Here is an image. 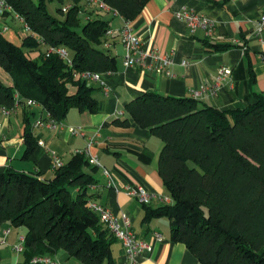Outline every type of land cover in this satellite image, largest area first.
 <instances>
[{"label":"trees","instance_id":"trees-1","mask_svg":"<svg viewBox=\"0 0 264 264\" xmlns=\"http://www.w3.org/2000/svg\"><path fill=\"white\" fill-rule=\"evenodd\" d=\"M1 1L39 39L29 36L17 46L0 33V68L13 81L11 86L0 81V108H13L19 95L22 102L36 101L57 122L72 108L99 113L95 88L76 77L117 71V58L102 49L110 20L97 11L100 15L82 22L83 0H57L64 18L49 13L46 3L54 0ZM104 1L132 22L151 0ZM41 43L65 48L72 64L57 53L33 59L30 52ZM206 47L213 52L231 48L208 42ZM71 85L78 89L74 95ZM125 110L163 144L158 171L172 204L143 205V221L168 218L171 241L185 244L199 264H264V95L244 109L222 111L192 98L144 92ZM24 141L28 158L37 145L29 118ZM98 172L86 156L75 154L50 179L0 173V228L26 229L25 261L18 264L61 251L81 264H116L112 246L117 240L89 206L92 190L99 187Z\"/></svg>","mask_w":264,"mask_h":264},{"label":"crops","instance_id":"crops-1","mask_svg":"<svg viewBox=\"0 0 264 264\" xmlns=\"http://www.w3.org/2000/svg\"><path fill=\"white\" fill-rule=\"evenodd\" d=\"M183 9L193 10L214 21V36L206 38L202 32L191 33L187 25L176 17ZM263 13L264 0H151L131 24L146 48L172 56L171 76L156 75L140 67L126 68L125 51L119 36L125 19L102 14L110 20L114 31V35L108 37L104 49L117 58L118 68L116 72L101 75L109 88L108 95L99 83L87 80V84L95 88L93 96L100 103V112L91 114L72 108L58 122V129L35 128L33 125L37 120L46 119V112L41 105L27 106L17 95L21 105L13 113L4 114L0 111V173L12 170L35 173L42 179H50L55 172L52 152L65 164L75 154L85 152L90 139L94 138L89 152L91 157L97 158L100 168L96 175L99 187L92 190L93 202L108 209L116 217L126 213L131 218L132 229L139 240L151 246L150 251L141 253L139 263L199 264L185 244L171 241L170 223L164 221L165 217L144 222L143 205L127 194L128 187L142 186L159 197H169L158 171L162 141L150 130L141 128L127 115L125 108L144 92L191 98L192 92L201 86L216 90V94L208 92L200 102L219 110L244 109L252 104L256 96L264 95V33L259 35L256 31ZM0 33L17 46H21L23 40L29 37L23 24L10 13L0 17ZM34 38L39 39L35 35ZM207 42L229 45L231 48L213 52L207 49ZM46 53H50V49L41 43L31 55L39 57ZM221 68H229L232 74L219 82ZM76 79L83 78L78 75ZM0 81L8 86L13 83L9 73L1 68ZM77 91L75 85L70 86L71 95ZM27 118L37 145L33 154L24 158ZM125 120H128L127 125L119 123ZM70 128L83 130L84 136L71 134ZM104 170L110 173L113 187H108L109 180ZM162 205L165 204L159 200L150 204L152 208ZM9 227L5 224L0 228V237L2 231ZM14 230L19 231L17 240L9 243L8 239L7 245H0L1 264L10 257L9 253L4 254L3 251L11 249L16 253L13 247L26 234L24 228ZM155 234L161 238L157 239ZM112 252L116 264H127V256L120 242L113 244ZM17 256L7 264L25 261L24 254H21V258Z\"/></svg>","mask_w":264,"mask_h":264},{"label":"built area","instance_id":"built-area-1","mask_svg":"<svg viewBox=\"0 0 264 264\" xmlns=\"http://www.w3.org/2000/svg\"><path fill=\"white\" fill-rule=\"evenodd\" d=\"M83 2L95 6L101 13L108 15L112 18L121 17L120 13L115 9L111 8L108 4H106L104 0H83ZM69 8L70 5L65 6L63 8V12L66 13ZM6 13L13 14L14 17L23 24L25 32L29 36H34L33 32L26 25L23 18L16 14L11 6H9L4 1L0 0V17L5 16ZM176 17L187 25L191 33L202 32L204 33L206 38H212L214 36V33L216 31V23L210 20L208 17L199 15L195 11L189 9H183L182 11L178 12ZM256 31L259 35L264 33V13L258 21ZM113 35L114 31L110 29L107 31L106 37H111ZM119 36L121 38V42L125 51L124 66L126 68L140 67L145 71H152L156 75H172V56L163 55L157 50L146 48L143 39L136 34L130 21L125 20L123 27L119 31ZM50 53H57L68 64H72L70 55L65 48L50 49ZM183 64L186 65L187 62L184 61ZM231 74L232 71L229 68H221L219 70L218 81L221 82L225 80L227 77L231 76ZM82 78L99 83L102 89L104 90L105 94H109V88L104 83L100 74L85 73L82 75ZM208 92H210L211 95L216 94V90L210 89L206 86H201L199 89L194 90L192 92L191 98L200 101L203 96ZM24 104L29 107L39 105L36 101L30 99L24 101ZM20 105L21 102L17 101L16 105L13 108H0V111L4 114H10L13 113L16 108ZM33 126L35 128L48 127L52 130H56L59 128L60 124L54 119H52V117L48 113H46V119L44 120L42 118L37 120ZM70 133L73 135L84 136V132L81 129L70 128ZM94 141V138L90 139L87 150L80 154L86 156L92 165L100 168V164L97 158L91 157L89 152V148L93 145ZM51 156L53 159L54 170L63 167L64 163L56 153L52 152ZM104 174L109 180L107 184L108 187H113L114 182L110 173L104 170ZM127 194L135 198L141 205H150L155 200H159L165 205L172 204V200L170 197H159L156 194L147 191L142 186L128 187ZM89 206L94 212L99 215L101 222L112 233L116 240L122 244L127 256V264H141L139 263L138 258L140 257L142 252L150 251L151 246L146 242L139 240V238L132 229L131 218L126 213H122L119 217H116L108 209L102 207L101 205L93 201L89 204ZM11 234V228L4 229L2 231V237H0V245H7L8 239ZM155 236L157 239L161 238L159 234H155ZM25 242V236H21L19 238V242L13 247L14 251L17 254L24 253ZM32 263L58 264L54 262L51 257L47 256L36 257L32 260Z\"/></svg>","mask_w":264,"mask_h":264},{"label":"rangeland","instance_id":"rangeland-1","mask_svg":"<svg viewBox=\"0 0 264 264\" xmlns=\"http://www.w3.org/2000/svg\"><path fill=\"white\" fill-rule=\"evenodd\" d=\"M47 9H48V11H49V13L51 14V15H53V16H55V17H57V18H64V16L65 15H62V13H60L59 11H58V9L59 8H61V6H62V4L59 2V1H57V0H54V1H47ZM82 9H83V13H81L80 15H82V17H81V20H82V22H85V21H87L89 18H90V15L93 17V15L95 16V15H100L98 12H99V10L95 7V6H92V5H87V4H84V3H82ZM98 11V12H97ZM103 14V13H102ZM89 15V16H88ZM103 50H104V48H102ZM28 52V51H27ZM33 52V51H32ZM32 52H30V56L31 57H34V58H37L38 56L37 55H34L33 54V56L31 55V53ZM37 54H38V52H37ZM166 220H164V221H168V223H170L169 222V220H168V218H165ZM18 233H19V231H16V230H14V229H12V234H11V236H10V238H9V243H11V242H14L15 240H17V236H18ZM18 243V242H17ZM14 251V250H13ZM15 252V251H14ZM3 253L5 254V253H9V256L10 257H8V258H6L5 259V261H3L4 262V264H7L9 261H11L12 260V258H14V257H18L17 256V254L16 253H13L12 251H11V249H9V251H7V252H5V251H3ZM3 254V255H4ZM64 254L66 255V252H62V254L60 255V256H58V257H54V258H52L53 259V261L54 262H56V263H58V264H81L79 261H77L76 259H74V258H71V257H69V256H64ZM19 255V258H21V254H18ZM69 257V258H68Z\"/></svg>","mask_w":264,"mask_h":264}]
</instances>
